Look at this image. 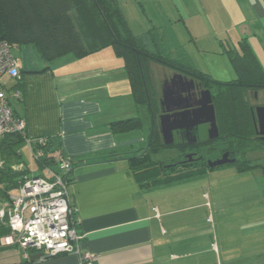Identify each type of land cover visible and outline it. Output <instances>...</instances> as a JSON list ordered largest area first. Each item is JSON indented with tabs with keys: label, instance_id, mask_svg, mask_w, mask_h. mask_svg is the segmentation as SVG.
<instances>
[{
	"label": "crops",
	"instance_id": "0c3cea01",
	"mask_svg": "<svg viewBox=\"0 0 264 264\" xmlns=\"http://www.w3.org/2000/svg\"><path fill=\"white\" fill-rule=\"evenodd\" d=\"M161 1L168 0H157ZM238 2V9L264 18V0ZM161 12L166 21L171 20L165 7ZM157 27L165 48L174 52L177 46L168 41L165 28ZM241 32H248L246 37L251 34L247 28ZM16 49L13 55L23 82V101L15 100L12 92L7 95L17 115L26 121L28 137H50L53 151L85 160L72 170L68 187L75 229L81 237L79 251L92 255V264H216L218 260L227 264L226 252L215 244L213 250L206 205L192 202V181L209 170L199 177L149 189L134 180L125 157L146 139L144 124L140 130L118 134L109 125L134 117V111L149 112L134 103L123 60L113 49L81 58L67 54L48 65L31 45ZM1 81L6 88L14 83L8 76ZM254 92L256 108L264 107V90ZM261 149L257 151L264 153ZM110 152L118 156L105 160ZM235 172L238 177L255 174L257 180H264L259 169ZM34 255L18 247L0 248V264H80L75 253L30 261ZM258 264H264V257L259 255Z\"/></svg>",
	"mask_w": 264,
	"mask_h": 264
},
{
	"label": "trees",
	"instance_id": "16d2710c",
	"mask_svg": "<svg viewBox=\"0 0 264 264\" xmlns=\"http://www.w3.org/2000/svg\"><path fill=\"white\" fill-rule=\"evenodd\" d=\"M6 42L13 48L31 45L38 58L47 65L67 54L77 58L111 47L114 54L121 58L131 86L134 103L148 109L151 126L149 144L140 147L131 155L125 157L134 180L142 189L171 185L186 179L199 177L207 170L178 169L166 161L154 159L168 148L178 149L176 146L163 145L158 125L160 95L154 91L150 66L158 64L173 69L187 79H196L210 91L215 109V116L219 137L212 141V148L208 154H220L224 150L239 154L236 161L228 166L243 173L252 169H259L264 178V164L253 163L246 159L245 154L262 148L254 138V122L251 112V102L248 92L264 90V71L260 66L247 40L241 38L236 46L223 44V51L227 55L235 73V79L229 82L213 80L209 75L198 71L191 63L187 54L177 47L174 52L165 48V38L161 28L151 26L142 34L131 32L124 14L116 0H0V42ZM174 55L177 57L174 58ZM47 68V67H46ZM45 68V69H46ZM14 83L4 89L8 92H18L19 103L23 101V82L20 77L11 79ZM11 106L12 103L10 102ZM16 116V110L12 106ZM143 126L140 117H131L110 122L112 133H126L140 130ZM152 127V128H151ZM45 143L40 146L45 155L36 162L39 168L55 166L56 157L61 156L71 164L65 174V181L69 187L72 170L85 160L64 156L60 150L53 151L54 142L45 137ZM28 138L26 130L6 134L0 139V201H7L10 191L18 186L19 181L27 174L28 168L22 163L20 153L14 146ZM259 144V145H258ZM179 150H182L180 148ZM136 153V154H134ZM113 152L107 154L105 160L114 158ZM24 165L19 181L12 175L15 165ZM209 170V169H208ZM70 201V200H69ZM70 219L75 221L74 208ZM7 228L0 225V237L7 233Z\"/></svg>",
	"mask_w": 264,
	"mask_h": 264
},
{
	"label": "rangeland",
	"instance_id": "374dc122",
	"mask_svg": "<svg viewBox=\"0 0 264 264\" xmlns=\"http://www.w3.org/2000/svg\"><path fill=\"white\" fill-rule=\"evenodd\" d=\"M118 3L133 34L145 32L151 27L150 22L156 27L163 26L168 41L182 48L194 67L213 80L229 82L235 79L223 44L233 46L243 36L250 42L264 71V18L249 10L238 9L235 6H239L238 0H168L160 4L157 0H118ZM161 7L170 13L171 20H165ZM176 18L181 19L177 21ZM245 28L250 29L252 35L246 37L248 32H241ZM12 53L17 55L16 47ZM150 69L153 88L158 95L162 82L179 74L158 64H152ZM145 110L132 113V116L143 119L142 131L146 137L135 151L143 147L149 137L150 116L149 113L145 114ZM14 148L28 168V176L42 175V170H37L26 141L17 143ZM179 151L168 148L153 158L166 161L165 165L168 166L176 161ZM246 156L251 159L252 165L264 164V153L261 151ZM254 175L238 177L233 167L225 166L208 171L191 183L192 202L206 205L205 219L213 229V250V244L224 250L227 264H258L259 255L264 257V180H257ZM21 177V174L18 175L16 180L19 181ZM17 192L16 186L10 194ZM216 264H220L219 260Z\"/></svg>",
	"mask_w": 264,
	"mask_h": 264
},
{
	"label": "built area",
	"instance_id": "2783aa9c",
	"mask_svg": "<svg viewBox=\"0 0 264 264\" xmlns=\"http://www.w3.org/2000/svg\"><path fill=\"white\" fill-rule=\"evenodd\" d=\"M19 78L18 60L6 42H0V139L6 135L26 130V121L13 112L2 84V77ZM17 99L19 93L12 92ZM28 150L35 163L45 155L42 148L44 137L25 138ZM55 166L39 168L42 175L22 177L18 192L9 194L7 201H0V225L7 233L0 237V248L18 247L25 253L43 254L42 258L75 253L80 264H92L93 256L81 253L75 225L70 219L69 191L65 174L71 164L61 156ZM24 165H15L20 170ZM25 167V166H24ZM40 171V170H39ZM26 172V171H24ZM22 173V172H21ZM19 173V174H21Z\"/></svg>",
	"mask_w": 264,
	"mask_h": 264
},
{
	"label": "water",
	"instance_id": "95a60500",
	"mask_svg": "<svg viewBox=\"0 0 264 264\" xmlns=\"http://www.w3.org/2000/svg\"><path fill=\"white\" fill-rule=\"evenodd\" d=\"M191 88L192 80L179 74L175 75L170 82H164L160 88V102L161 106H165V112L159 117V132L166 147H171L174 144V131L184 130L186 134H190L192 127L202 124L209 125V140L217 139L219 136L210 91H203L201 97L196 102H192ZM252 116L257 135L264 137V107H257L252 110ZM148 144L149 140L146 148ZM225 158L226 156L209 164V167L223 166L233 162V160ZM22 171H26L24 166L20 170H14L12 175L19 174ZM42 257L43 254H36L30 257V261L39 260Z\"/></svg>",
	"mask_w": 264,
	"mask_h": 264
},
{
	"label": "flooded vegetation",
	"instance_id": "af4514ba",
	"mask_svg": "<svg viewBox=\"0 0 264 264\" xmlns=\"http://www.w3.org/2000/svg\"><path fill=\"white\" fill-rule=\"evenodd\" d=\"M173 77H170L169 79H165L162 82V84L166 81L170 82ZM190 80H192V88L190 89L192 102H196V100H198L201 97V93L203 91L208 90V89L206 88V86H204L202 84V82H200L194 78H192ZM162 84H161V86H162ZM161 86H160V88H161ZM248 93L250 95L249 99H250V102L252 105V107H251L252 108L251 112H252V110H254L256 108V106L254 104V99L256 98V95H255L254 91H249ZM160 100H161V93H160V99H159V112L157 114L158 128H159V117L161 116V114L163 112H165V106H161ZM208 130H209V125L208 124H202V125H199L197 127H192V131L190 132V134H186V132L184 130L174 131V133H173L174 144L171 147L176 146L178 149L182 148V150H180L177 153V155H176L177 159L174 163H172L173 167L178 166L177 168L179 170L180 169L198 170V169H201L203 167H206L207 168L206 171H208V169L210 171V170H215L217 168H221V167L223 168L225 166L231 165L236 161L237 158H239L238 153H237V155H234L233 151H230L227 149L220 152V154H214L213 151H212V153L210 151V153L208 154V151L211 150V148H212L211 142L218 139L217 138L214 140H209L208 139ZM254 130H255L254 138L256 139V141L257 142H264V137L257 135V132H256L257 129H255V126H254ZM148 140L150 141L149 138H148ZM248 154H245L246 159H249L246 156ZM224 156H226L225 159L233 160V162L225 164L223 166H217V167H213V168L209 167V164L214 163L215 161L221 160Z\"/></svg>",
	"mask_w": 264,
	"mask_h": 264
}]
</instances>
